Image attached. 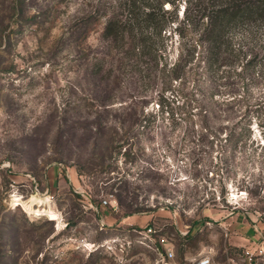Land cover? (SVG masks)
I'll list each match as a JSON object with an SVG mask.
<instances>
[{
	"label": "rangeland",
	"instance_id": "rangeland-1",
	"mask_svg": "<svg viewBox=\"0 0 264 264\" xmlns=\"http://www.w3.org/2000/svg\"><path fill=\"white\" fill-rule=\"evenodd\" d=\"M132 1L0 0V264H192L207 251L264 264V128L252 115L228 143L199 113L247 86L262 100L264 55L210 73L190 63L173 80L116 51L108 86L105 20L127 19ZM193 6L164 8L181 21ZM192 36L166 38L160 67Z\"/></svg>",
	"mask_w": 264,
	"mask_h": 264
},
{
	"label": "trees",
	"instance_id": "trees-1",
	"mask_svg": "<svg viewBox=\"0 0 264 264\" xmlns=\"http://www.w3.org/2000/svg\"><path fill=\"white\" fill-rule=\"evenodd\" d=\"M154 2L137 6L138 10L135 11L133 0L127 19H122L116 11L107 14L103 37L107 40L109 49L103 57L101 69H107L104 80L108 86L116 81L114 79L116 75L113 73L114 60H117L116 51L125 52L129 55L128 59L135 56L137 62L147 58L149 67L154 71V79L164 73L173 80L182 78L181 68L190 63L196 62L195 65L203 68L204 73H210L215 68L231 67L239 61L242 62L249 55H253V58L264 55V0H186L193 2L191 10L193 14H190L189 10L186 18L181 21L174 10L164 8L166 3L175 6L176 0ZM187 9L188 6L185 7V11ZM167 15H171L170 20L166 19ZM169 22H177L175 28L171 27L170 31L167 28ZM174 31L183 40L187 31L193 36L189 44L183 41L182 52L175 63L166 62L160 67L165 39ZM235 31L241 32L238 39L234 38ZM253 58L248 60V63H251ZM261 74L263 76L262 72ZM254 79H261L260 74ZM244 85L247 86L246 83ZM248 90L247 86L242 93H233L222 100L214 99L200 107L201 120L205 122L208 134L217 136L225 133L228 143L242 141L247 134L244 122L251 119L252 115L256 116L264 128V97L260 101L250 103ZM108 96L103 97L101 104L103 108L109 104ZM220 118H224L225 122L217 121ZM210 121L218 123L217 128L211 129ZM100 126L107 129L106 123H99L97 129ZM113 131L119 133L115 128ZM113 131L112 133L104 131L110 134L111 139L102 135L101 138L112 140ZM125 134L126 131H123L122 136ZM133 211H127L124 215L127 216ZM261 212H264V207Z\"/></svg>",
	"mask_w": 264,
	"mask_h": 264
},
{
	"label": "built area",
	"instance_id": "built-area-1",
	"mask_svg": "<svg viewBox=\"0 0 264 264\" xmlns=\"http://www.w3.org/2000/svg\"><path fill=\"white\" fill-rule=\"evenodd\" d=\"M148 231L151 232V228H149ZM165 241V239H161L162 250H160L159 247H157V250L162 255V259L166 262L167 260L173 257L174 253L171 246H167V244H165ZM192 264H213L211 252L207 251L199 253L192 262Z\"/></svg>",
	"mask_w": 264,
	"mask_h": 264
},
{
	"label": "bare ground",
	"instance_id": "bare-ground-1",
	"mask_svg": "<svg viewBox=\"0 0 264 264\" xmlns=\"http://www.w3.org/2000/svg\"><path fill=\"white\" fill-rule=\"evenodd\" d=\"M36 199V198H35ZM40 199V198H39ZM15 203V202H14ZM43 207V206H42ZM41 209H38L37 211H40ZM43 212H45V209H44V211ZM48 215H50L52 218L54 217V213L51 211H49L48 213H47Z\"/></svg>",
	"mask_w": 264,
	"mask_h": 264
}]
</instances>
